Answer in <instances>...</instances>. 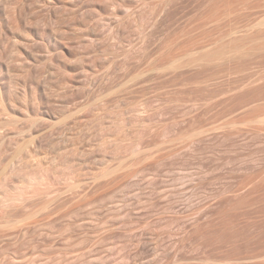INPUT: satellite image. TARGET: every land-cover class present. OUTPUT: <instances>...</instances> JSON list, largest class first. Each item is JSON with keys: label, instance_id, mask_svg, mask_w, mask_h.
Masks as SVG:
<instances>
[{"label": "rangeland", "instance_id": "rangeland-1", "mask_svg": "<svg viewBox=\"0 0 264 264\" xmlns=\"http://www.w3.org/2000/svg\"><path fill=\"white\" fill-rule=\"evenodd\" d=\"M0 264H264V0H0Z\"/></svg>", "mask_w": 264, "mask_h": 264}]
</instances>
